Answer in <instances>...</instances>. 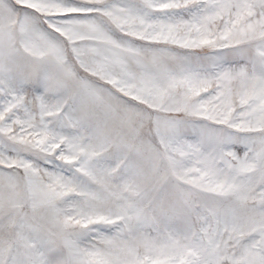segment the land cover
<instances>
[{"label": "snow or ice", "instance_id": "snow-or-ice-1", "mask_svg": "<svg viewBox=\"0 0 264 264\" xmlns=\"http://www.w3.org/2000/svg\"><path fill=\"white\" fill-rule=\"evenodd\" d=\"M0 264H264V0H0Z\"/></svg>", "mask_w": 264, "mask_h": 264}]
</instances>
